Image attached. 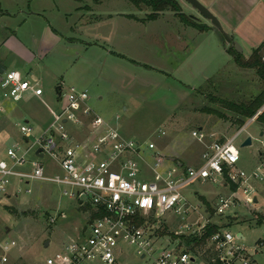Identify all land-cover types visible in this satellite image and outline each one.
<instances>
[{
    "label": "rangeland",
    "instance_id": "obj_1",
    "mask_svg": "<svg viewBox=\"0 0 264 264\" xmlns=\"http://www.w3.org/2000/svg\"><path fill=\"white\" fill-rule=\"evenodd\" d=\"M49 1L35 0L31 11L37 7L47 11L46 17L52 22V28L47 26L46 33L51 40L56 37L54 30L67 34V38L71 37V30L66 31L65 16V11L70 9H57L49 5ZM107 1L100 9L102 14L144 18L146 12H151L145 8L138 10L127 0ZM3 10L14 16L21 9L15 11L18 9L8 5L3 6ZM41 21L38 19L37 23L25 25L23 32L39 27L33 24L44 25ZM124 21L123 17H114L110 23L116 29H123L126 34V43H118V48L115 45L106 47L100 43L101 40L98 44L102 47H86V44L91 43V37L83 29L81 40H75V44L69 46L73 47L71 51L59 47L50 58L43 59L37 57L35 48L27 47L28 53L24 49L14 52L19 58L9 57L7 71L15 70L24 77L27 76L28 71L25 69L29 63L33 58H38V72H34L33 77L39 80L44 96L42 101L29 93L22 101H10L7 104L12 109L6 116L11 133L8 146L19 145L22 152H25L45 134L48 135L55 121L54 114L65 109L68 91L72 87L88 93L87 105L90 110L106 125L117 129L121 138L146 146L154 143L166 156L181 160L186 166L193 164L191 161L194 157V161H197L195 165L198 164V158L203 152V148L192 137L194 131L202 128L207 135L216 133L220 138L226 135L232 139L239 130L245 128L235 142L240 154L238 168L249 176L257 173L262 178V182H255L258 187L257 203L250 207L242 203L227 211L224 216L216 217L217 202L229 194L221 178H217L216 183L195 181L182 190V196L193 208L199 207L197 213L191 214L188 223L195 222L201 216L203 222L212 220V224L220 228V231L230 232L237 239V245L246 249L253 264H264V128L256 121L247 120L240 129L238 121L242 119L241 116L224 103L249 101L260 93L263 87L261 79L255 71L243 70L235 65L224 49L225 45L226 48L231 46L225 42V45L222 44L213 34H206L203 38L187 36L189 49L203 41L199 53H194L187 60L185 43L183 49L187 52L182 53L174 48L182 46L171 48L165 42L170 35L176 34L177 29L167 19L147 27H125ZM20 24L2 19L0 29L5 27L16 30ZM101 29L93 28L92 32L95 34ZM15 39L19 41L18 37ZM17 48L20 46L15 42L14 49ZM110 51L136 63L116 57ZM247 52L244 56H247ZM3 54L4 51H0V57ZM21 58L24 62L29 60L27 66L20 67L17 64L22 61ZM145 65L152 69L145 68ZM59 88L63 91L62 101L57 97ZM25 125L33 129L29 145H26L21 133V127ZM76 129L81 130L83 127H66L73 137L78 133ZM248 138L252 139V145L243 147ZM37 148L38 145H35L28 155L31 161ZM42 163L49 175L60 174L56 162L49 156ZM143 167L148 178H151V171ZM15 183L18 185L16 189L20 190L18 198L5 200L0 209V264L3 256L8 258L7 264H46L48 259L58 256L70 240L77 241L83 237V228L91 214L90 207L81 208L77 201L64 196V189L58 185L37 181H30L29 184L19 181ZM29 190L31 193H28ZM173 217L178 218L177 215H169L166 219L170 221ZM51 219H55L54 224ZM179 228L177 223L170 221L159 234L172 238ZM11 242L17 246L11 247L5 254L2 247ZM47 243H50L49 247H46ZM122 248L126 256L120 259L119 264H147L139 259L133 247L124 245ZM207 249L205 251L214 256Z\"/></svg>",
    "mask_w": 264,
    "mask_h": 264
},
{
    "label": "built area",
    "instance_id": "obj_2",
    "mask_svg": "<svg viewBox=\"0 0 264 264\" xmlns=\"http://www.w3.org/2000/svg\"><path fill=\"white\" fill-rule=\"evenodd\" d=\"M27 93L38 98L44 95L39 83L22 78L16 71L5 72L0 84L4 101L20 102ZM88 100L87 92L70 88L67 106L54 114L48 135L25 152L16 145L7 149L2 158L0 149V209L10 198L15 181L58 185L64 189V196L77 201L81 208L91 209L83 237L65 244L62 252L46 264H119L126 256L124 245L133 247L139 259L147 264H196L195 255L185 249L182 237L201 238L212 224L209 220L203 222V216L188 223L199 207L193 208L182 196V190L195 181L216 183L221 178L231 190L217 202L215 213L220 217L242 203L247 207L256 204L255 182L263 180L257 173L249 176L238 168L240 154L235 142L242 131L232 139L206 145L197 167H165L154 143L146 146L121 138L117 129L94 115ZM5 112L0 104V122ZM67 125L88 126L86 140L77 141L66 130ZM21 133L30 139L33 129L25 125ZM192 137L202 144L211 138L203 131H194ZM35 145L38 148L31 161L28 155ZM39 149L42 158L36 156ZM46 156L56 162L60 174H48L42 163ZM143 166L151 171V178ZM169 215L179 218L170 220L180 227L174 232L176 239L159 234L170 222L166 219ZM16 246L15 242L6 243L2 249L6 254ZM208 250L214 253L212 264H253L250 254L237 245L230 232L215 234L208 242ZM1 263L7 264L8 258L3 256Z\"/></svg>",
    "mask_w": 264,
    "mask_h": 264
},
{
    "label": "crops",
    "instance_id": "obj_3",
    "mask_svg": "<svg viewBox=\"0 0 264 264\" xmlns=\"http://www.w3.org/2000/svg\"><path fill=\"white\" fill-rule=\"evenodd\" d=\"M92 1H93V5L91 4ZM199 1L204 6H206L220 20L226 34L231 39L230 43H228L227 41H220L222 42V44H224L225 42V44L228 43L231 46L230 48L232 47L235 48L234 43H238L242 47L241 48L242 53H238L237 51L236 52L239 55H242L245 59H249L255 50L259 49L262 46L264 47V0H199ZM34 2L35 0H0V9H1L0 10V20L9 19L11 22L14 20L15 22L21 23L16 30H11L5 27H2L0 29V51H4L5 53L0 57V64H2L5 69H6V65L8 63L9 57L11 56L12 58L14 57L19 58V56L15 55V53H17L18 51H22L24 49H26V53H28L27 47L35 48V54L37 55V57H40L43 59H46L47 57L51 56L53 51L54 50L57 51L59 47H65L66 50L71 51L73 47L71 48L69 46H73V44H75V40H81L80 35L83 29H86L91 37L90 39L91 43L86 44V47H91V48L92 47H102L101 45L98 44L99 41L101 40L100 43L102 45H105L106 47H108L109 45H115L116 48H118L119 46L117 44L126 43L127 38H126V34H124L123 32V29L122 30L116 29L113 26V24H110L111 22H113L114 17H123V20H125L124 21L125 27H128V25H131V26L135 25L137 27H140V26L147 27L149 25L152 26L153 24L159 22L160 20L167 19L170 25L175 26L178 30L176 29V34L170 35V37L167 38L165 42L171 48H173V46H179V47L182 46V48L174 47V48H177L176 50H178L179 52L183 53L184 51L188 50V53L185 54V57H187L186 58L187 60H189V57H192L194 53L198 54L199 53L198 51L201 49L203 45L202 44L203 41L201 40V44L197 43V45L194 48L189 49L190 42L187 41L186 39L187 36H191V37L200 36L201 38H203L206 34L208 35L213 34L215 35V38L216 37L218 38V36L216 35V30L211 26V24L207 22L206 20H204L200 16V14L197 11H195L184 0H178L182 8L183 14L196 19V21L200 25L207 26L209 28L208 31L200 32L193 27H189L185 25L184 23L181 22V20L177 17L175 13L170 12V11L161 14V16L156 21H147L146 19L148 15L150 14L149 12H146L145 14L146 17L144 18H136V16L134 15L120 16L121 14L111 15L109 13L107 14L100 13V9L103 8V6H105V3L108 2L107 0H102L99 4H96L94 0H50L49 5H52L53 7L57 9L68 7L70 10H73V12H71L70 10L65 11L66 26H67L66 31L68 29L71 30L72 32L71 37L67 38L68 36L67 34L65 35L60 34L56 30H54L56 37L54 36L55 38H53V40H55V42H53V40H51V38L48 37L46 33L47 26L52 28V22H50L46 17L47 11L45 12L44 8H38V7L35 11H31V8ZM8 5L12 8L18 9L15 11H19L21 9L20 12L17 13V15L19 16H17L16 14H14L13 16L7 12H4L3 6L8 7ZM137 9L143 10L144 8L142 9L137 8ZM145 9L149 10L148 8H145ZM24 10L29 11V12H25ZM38 19L42 20L41 22H43L42 24L44 25H41V26L37 24H33V25L39 26L40 29H38L39 27H37V29L35 27H32L31 30L26 31L25 33L23 32L22 29L23 27H25V25L32 24L33 22L37 23ZM98 27L102 29L99 32L94 34L92 32L93 28L97 29ZM2 33L6 35L3 37L4 34ZM17 37L19 38V41L15 39ZM153 39L154 38H152V40ZM15 42L16 44L20 46V48H17L19 50L14 49ZM62 42H65L66 44L62 45ZM184 43L187 47L185 48L186 50L183 49ZM230 48H226V45H225L224 47L225 53L228 54L229 57L232 59V61L235 63L234 58L228 53V50ZM246 50L248 51L247 52L248 54L247 56H244ZM110 53L116 57L126 59L127 61L129 60V62L131 63H134V64L136 63L134 60H130L126 58L125 56L117 55V53H114L112 51H110ZM263 56H264V49H263ZM37 59L38 58H33V60L29 63V60L27 62H24V60L21 58L22 61L21 62L18 61L19 63L17 64H19L20 67H25V65L27 66V64L29 63V66H27V68L25 69L28 71V73L26 77L22 76L19 72L17 73L24 79L39 83V87L41 88L39 80L33 77L34 72L36 73L38 72L39 64H37V61H36ZM12 63L15 64L16 62L14 63V61H12ZM145 68L152 69L146 65H145ZM11 71H15V70H11ZM6 72H9V71H7L6 69ZM31 76L32 78H29ZM59 89L57 90V93H58L57 97L59 101H62L63 91L61 88ZM35 98L43 101V97L41 98L35 97ZM9 102L10 101L4 102L3 99L0 100V104L4 106L5 111H6L5 114L3 115L2 121L0 122V149L3 152L1 156L2 158L5 157V154H4L5 151L11 148L10 146H8L10 144L11 133L9 131V123L6 118V116L9 115V111L12 110L9 108V106L7 107V104ZM256 118L257 117L253 118L250 121L251 122L256 121ZM88 131H89L88 126L83 127V129L78 130V133L77 135H74V138L77 141H84L87 138ZM198 131H203V130L202 128H200ZM241 131L243 133V131H245V128L239 130L237 134ZM208 136L211 138L205 144L198 142V144L203 148V152L198 158L199 161H198V164L196 163V165H195V162L197 161H194L196 160L195 157L191 161L193 164H191L190 166H186V164H184L183 161L178 160L176 158H170L166 156L157 146H156L157 148L156 153L161 154L162 157L164 158L165 167H172V165L184 167V168L197 167L201 164V157L206 149V145L212 143L213 141H226L230 139V138H227L226 135L220 138L218 137L216 133H212ZM25 143L26 145H28L30 143L29 139L25 138ZM173 160L175 162H173ZM17 186L18 185H16V183L14 182L11 187V196L10 198H8V200H11L13 198L14 199L18 198L20 190L16 189ZM255 187L256 189L258 188L257 186ZM224 188L229 189V193H230L231 189L227 184L226 185L224 184ZM210 221L212 224V220ZM197 253L198 254L196 255L194 254L195 258L197 259L196 264H211L209 261L207 262L203 259L202 251L201 252L198 251Z\"/></svg>",
    "mask_w": 264,
    "mask_h": 264
},
{
    "label": "trees",
    "instance_id": "obj_4",
    "mask_svg": "<svg viewBox=\"0 0 264 264\" xmlns=\"http://www.w3.org/2000/svg\"><path fill=\"white\" fill-rule=\"evenodd\" d=\"M102 0H94L96 4H99ZM129 3L134 5L136 8H148L151 12L147 17V21H156L161 16V14L165 12H173L177 15V17L181 20L182 23L189 27H193L200 32H206L209 30L207 26L200 25L196 19L186 16L183 14L182 8L178 2V0H127ZM1 10V9H0ZM264 47H260L255 50L252 56L249 59H245L242 55H239L235 48L232 47L228 50V53L234 58L236 65L243 70H251L255 71L257 76L261 79L263 83V87L260 90V93L256 96L251 97L249 101L242 102L239 104L229 103L228 106L235 113H238L242 119L238 121L239 128H243L245 126V121L252 120L254 117L256 118V122L264 128V110L260 113V111L264 107V56H263ZM212 114L213 111H208ZM259 114V115H258ZM232 190L235 191L236 188L232 187ZM209 209V207H208ZM210 210V209H209ZM212 211V209H211ZM220 231V228L209 225L206 229L205 235L201 238H185L182 237V243L187 247L193 254H198L197 252L202 251V256L205 261H209L212 264V260L214 256H211L209 252L205 251L208 248V242L210 239ZM173 238L176 237L173 235ZM208 250V249H207Z\"/></svg>",
    "mask_w": 264,
    "mask_h": 264
},
{
    "label": "water",
    "instance_id": "obj_5",
    "mask_svg": "<svg viewBox=\"0 0 264 264\" xmlns=\"http://www.w3.org/2000/svg\"><path fill=\"white\" fill-rule=\"evenodd\" d=\"M184 1H186V3H188L195 11H197L204 20H206L207 22L211 24V26L216 30V35L218 36L220 41H227L228 43L231 42V39L226 34L220 20L206 6H204L199 0H184ZM234 46L238 53H242V49L240 45H238V43H234ZM5 72H6V69L3 67L2 64H0V84L2 82V77L5 74ZM263 110H264V107L260 111L259 114H261ZM251 145H252V139L248 138L243 144V147H248ZM41 153H42V150L39 149L36 153V156L39 158H42L43 155ZM173 162L175 161L173 160ZM239 238L242 239L241 236H239ZM49 245L50 243H47L46 247H49Z\"/></svg>",
    "mask_w": 264,
    "mask_h": 264
}]
</instances>
